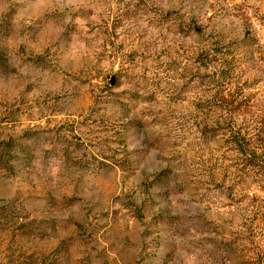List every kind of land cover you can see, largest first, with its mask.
<instances>
[{"label": "rangeland", "instance_id": "374dc122", "mask_svg": "<svg viewBox=\"0 0 264 264\" xmlns=\"http://www.w3.org/2000/svg\"><path fill=\"white\" fill-rule=\"evenodd\" d=\"M0 264H264V0H0Z\"/></svg>", "mask_w": 264, "mask_h": 264}]
</instances>
